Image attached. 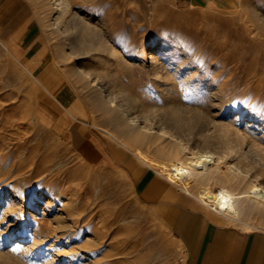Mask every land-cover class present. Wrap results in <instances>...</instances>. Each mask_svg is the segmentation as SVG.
<instances>
[{
  "label": "rangeland",
  "instance_id": "obj_1",
  "mask_svg": "<svg viewBox=\"0 0 264 264\" xmlns=\"http://www.w3.org/2000/svg\"><path fill=\"white\" fill-rule=\"evenodd\" d=\"M65 1L67 18L77 14L86 24L91 23L93 33L84 31L81 36L74 32L65 43L53 29L50 0H20L33 8L41 44L31 56L0 41V163L5 162L6 171H11L0 181V191L18 187L17 199L27 196L24 204H11L12 209L23 211L17 214L18 223L11 212L0 220V264H185L181 246L153 220L137 199L132 182L117 166L99 158L89 165L82 161L67 143L71 122L38 123L37 110L58 103L25 68L30 66L28 60L43 56L44 63L33 67L37 72L52 69L56 73L57 78L54 73L46 76L53 86L56 81L61 84L56 87L58 99L67 96L71 104L80 100L81 108L90 110L98 120L97 128L115 133L116 128L95 106L91 89L75 73L101 67L98 54L91 52L93 34L96 46L106 41L134 65L131 72L119 70L120 77L144 106L156 112L180 104L215 115L218 126L246 132L254 146L264 150V0H238L221 10L192 8L178 0ZM163 42L170 55L167 77H174L178 86L168 97L170 104L139 67L148 61L147 48ZM71 51L77 52L69 57ZM100 55L116 62L105 52ZM221 138L225 136L218 131L215 141ZM163 146L166 143L139 144L152 160L170 166L172 160L160 150ZM213 190L218 192L220 186ZM55 191L63 197L56 199L55 210L44 211L37 194L52 197ZM3 203L0 217L8 214ZM34 205L37 211H32ZM30 210L32 216L26 219ZM58 211H62L61 218ZM213 214L240 231L264 232V213H245L243 223ZM20 237L25 241L16 248Z\"/></svg>",
  "mask_w": 264,
  "mask_h": 264
},
{
  "label": "bare ground",
  "instance_id": "obj_2",
  "mask_svg": "<svg viewBox=\"0 0 264 264\" xmlns=\"http://www.w3.org/2000/svg\"><path fill=\"white\" fill-rule=\"evenodd\" d=\"M50 6L54 10L55 17L53 29L64 37L65 43L69 41L71 34L74 32H76V35L84 31L88 32V34L89 31L93 33L94 28L91 23L90 25L86 24L77 14H71L67 18L69 6L65 0H50ZM95 29L97 30L98 28ZM96 30L95 32L97 33ZM92 35L91 52L94 51L98 54L101 67L99 69L91 68V71L76 70L75 73L83 79V86L91 89L95 106L97 108L100 107L101 115L107 117L108 122L114 126V128L112 127L113 129L116 128L115 133L104 128H97L96 123L98 120L92 113H89L90 110L88 112L81 108L80 100L71 104L69 102L70 98L67 96H61L60 98H63V100L58 99L57 95L60 91L57 94L56 87L60 88L61 84L59 85L58 81H56V86H53L48 82L49 78L46 76V73L50 75L54 73L56 75L52 69L37 72V67L26 66L25 69L30 78H34L36 83L50 96L55 97V101L58 103L50 105L51 108L38 109L36 114L38 123L52 125L56 121L69 123L74 120H81L91 127V132L96 133L101 140L109 145L110 148L108 149L102 147L99 149L100 152L105 153L106 159H109L110 156L119 159L125 153H131L140 163L148 165L154 170L158 169L160 172L158 173L161 176L165 175L169 182L177 185L186 193L193 195L202 206L224 216V218L226 217L232 222L243 223L242 216L245 213L255 211L263 214L264 150L257 149L246 132L241 133L242 131L240 132L228 126H218L215 115H206L202 113L203 111L190 110L180 104L172 106L171 109L156 112L144 106L141 97L134 94L135 92L128 90L129 86L126 88L120 77L121 72L119 70L125 71V69H128L131 72L130 69H133L134 65L123 59V56L120 57L115 50L116 48L110 46L106 41L96 46V37ZM83 37H81V40ZM98 38H100L99 35L97 36ZM100 40H102V37ZM76 52L71 51L69 57ZM102 52L107 53L116 62L103 60L104 58L100 55ZM83 54H88V52L86 51ZM144 54L149 55L148 61L144 60L139 66L140 69L151 77L152 84L157 90L160 89L161 98L170 104L168 97L178 86L176 87L177 84L174 77H167V63L170 55H168L164 42L149 46ZM44 61V57L41 56L37 63L41 66ZM188 86L191 88L193 84L189 83ZM178 96H182L181 92H178ZM218 106L221 108L220 105ZM218 131L223 133L225 139L221 138L223 140L220 139L219 142H216L215 138ZM141 143L149 145L166 143V146L161 147L160 150L170 157L172 164L166 166L152 160L147 153L139 148ZM94 147H98V143H95ZM94 153L93 149H86L77 152V155L89 165L92 161L97 160ZM221 165L225 166L224 170ZM254 165L256 166L254 167ZM9 173L5 169V162L0 163V181L6 179ZM13 182L18 185L15 180ZM216 185L220 186L218 192L213 190ZM10 188L6 189L4 193L0 191V203L4 202L7 208L5 211L8 210V214L3 211L4 213H2L0 220L2 221L5 215L14 213L16 214L14 215V218L16 217L15 222H17L20 219L18 217L19 213L23 211L20 208L15 209V206L12 209L11 204L14 205L15 202H18L15 204L20 206L26 202L27 196L17 199L16 196L20 194L18 193L19 188ZM6 194V198L3 199V195ZM45 194H37L36 200L44 204V211L55 210V201L57 198L63 197L61 196L62 193L55 191L52 197H46ZM11 195L15 196L11 197ZM37 209L38 206H32V211H37ZM61 212H56L57 216L60 214L59 218L62 216ZM30 216H32L31 210L27 214L26 219H29ZM20 238L22 241L16 244V248L25 241L24 237ZM33 246L36 247L38 245L33 244Z\"/></svg>",
  "mask_w": 264,
  "mask_h": 264
},
{
  "label": "crops",
  "instance_id": "obj_3",
  "mask_svg": "<svg viewBox=\"0 0 264 264\" xmlns=\"http://www.w3.org/2000/svg\"><path fill=\"white\" fill-rule=\"evenodd\" d=\"M178 1L192 8L221 10L238 0ZM37 20L33 8L26 2L0 0V41L34 56V50L41 44ZM39 57L28 60L30 66L37 63ZM89 132L91 127L81 120L72 121L67 133L70 148L75 152L93 149L97 158L114 164L128 177L141 205L181 246L185 264H264L263 231L244 232L227 225L193 195L140 163L130 153L119 159L110 156L107 161L105 153L99 149H108L109 145L96 133ZM95 143L98 147H94Z\"/></svg>",
  "mask_w": 264,
  "mask_h": 264
}]
</instances>
